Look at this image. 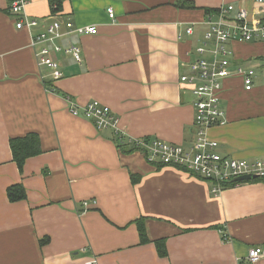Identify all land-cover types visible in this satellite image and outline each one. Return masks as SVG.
<instances>
[{
	"label": "crops",
	"instance_id": "crops-1",
	"mask_svg": "<svg viewBox=\"0 0 264 264\" xmlns=\"http://www.w3.org/2000/svg\"><path fill=\"white\" fill-rule=\"evenodd\" d=\"M25 1L24 13L39 28L18 30L9 0H0V264H85L93 257L98 264H242L250 248H264V182L214 194L212 183L183 168H159L118 147L119 139L128 146L146 138L190 146L194 96L180 78L198 56L207 10L235 4L254 11V1L67 0L57 14L49 0ZM54 17L97 26L99 34L65 40L82 48V62L63 57V78L50 92L31 43ZM232 51L239 64L264 68V43H234ZM256 73L251 91L237 77L223 83L226 124L209 132L222 156L264 161V74ZM70 101L108 107L117 129L73 116ZM31 132L43 152L21 172L10 139ZM17 184L26 198L13 202L8 189ZM142 218L146 244L136 225ZM156 240L166 241L167 257Z\"/></svg>",
	"mask_w": 264,
	"mask_h": 264
},
{
	"label": "built area",
	"instance_id": "built-area-1",
	"mask_svg": "<svg viewBox=\"0 0 264 264\" xmlns=\"http://www.w3.org/2000/svg\"><path fill=\"white\" fill-rule=\"evenodd\" d=\"M254 11L235 4H228L216 13L208 14V29L204 33L203 43L196 50L197 57L189 64V72L180 78L188 85L194 96V127L196 129L190 146L173 144L162 140H130L129 145L138 148L148 162L164 166L183 168L213 184L212 192L223 190L229 183L242 176L264 178V161L247 162L218 153V142L211 140L212 128L226 124L225 113L220 106L223 83L230 78H240L246 91L253 90L256 70L239 64L234 59V43H264V0H253ZM25 0H13L10 12L17 18L18 30L39 28L40 21L24 13ZM111 20L116 19L113 8L107 10ZM193 29H188L192 33ZM99 34L97 26H75L68 19L60 17L45 21L41 32L33 35L31 47L34 51L42 81L56 82L63 78L61 59L69 57L76 63L82 62V48L76 44L65 45L72 37ZM69 112L78 118L92 122L99 130L117 129L118 118L106 106L99 102H90L77 106L70 101ZM264 258V248H250L242 264H257ZM85 264H98L96 257Z\"/></svg>",
	"mask_w": 264,
	"mask_h": 264
},
{
	"label": "trees",
	"instance_id": "trees-1",
	"mask_svg": "<svg viewBox=\"0 0 264 264\" xmlns=\"http://www.w3.org/2000/svg\"><path fill=\"white\" fill-rule=\"evenodd\" d=\"M13 0H9V7H8V12H10V4ZM67 0H49L51 9H52V14H57L61 12L63 9V4ZM181 7H186L189 9H195V5L191 2H182L178 4ZM56 7V8H55ZM218 10H207L208 14L211 13H216ZM11 13V12H10ZM12 14V13H11ZM54 82L47 81L46 85L49 87L48 89L50 91L56 92L57 90L54 89L53 86ZM146 142L151 141V139L146 138ZM123 143H122V142ZM119 144L118 147L124 152V153H134L138 152V148L134 145H124L125 141L119 139ZM10 148L12 151V156H13V161L17 164L19 170L23 172L24 166L26 162L34 157H37L42 154L43 149H42V143H41V138L40 135L36 132H31L28 133L25 136L22 137H15L10 139ZM158 167H166L161 164H156ZM185 170V169H184ZM195 175V174H194ZM197 176V175H196ZM134 179V182L137 180L139 181L140 178L136 179V176H132ZM203 179V178H202ZM207 181V180H205ZM248 182H264V178H257V179H252ZM247 183V182H244ZM239 184L242 183H234L233 181H230L229 183H224L223 189L227 188H232L235 187ZM8 195L9 199L13 202L21 201L26 198V191L23 187L22 184H17L8 189ZM146 219L142 218L136 222V225L138 227L140 239L142 244L148 243L150 240L148 239L147 236V231H146V225H145ZM155 245L158 250V254L160 257L165 258L168 256L167 252V247H166V241L165 240H156Z\"/></svg>",
	"mask_w": 264,
	"mask_h": 264
},
{
	"label": "water",
	"instance_id": "water-1",
	"mask_svg": "<svg viewBox=\"0 0 264 264\" xmlns=\"http://www.w3.org/2000/svg\"><path fill=\"white\" fill-rule=\"evenodd\" d=\"M252 179H257V177H251V176H242V177H238L236 179L233 180L234 183H244V182H248Z\"/></svg>",
	"mask_w": 264,
	"mask_h": 264
},
{
	"label": "rangeland",
	"instance_id": "rangeland-1",
	"mask_svg": "<svg viewBox=\"0 0 264 264\" xmlns=\"http://www.w3.org/2000/svg\"><path fill=\"white\" fill-rule=\"evenodd\" d=\"M252 68H254V67H252ZM256 72H258L259 74H264V68H257ZM52 92H54V91H52Z\"/></svg>",
	"mask_w": 264,
	"mask_h": 264
}]
</instances>
